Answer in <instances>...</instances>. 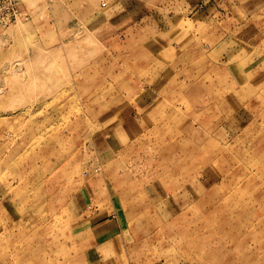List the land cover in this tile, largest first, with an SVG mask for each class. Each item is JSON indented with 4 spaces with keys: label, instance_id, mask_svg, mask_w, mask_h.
<instances>
[{
    "label": "rangeland",
    "instance_id": "374dc122",
    "mask_svg": "<svg viewBox=\"0 0 264 264\" xmlns=\"http://www.w3.org/2000/svg\"><path fill=\"white\" fill-rule=\"evenodd\" d=\"M17 2L0 264H264V0Z\"/></svg>",
    "mask_w": 264,
    "mask_h": 264
},
{
    "label": "built area",
    "instance_id": "2783aa9c",
    "mask_svg": "<svg viewBox=\"0 0 264 264\" xmlns=\"http://www.w3.org/2000/svg\"><path fill=\"white\" fill-rule=\"evenodd\" d=\"M0 10L10 9L11 12H8L3 17L0 18L1 21H12L16 19L19 15L18 13V2L17 0H1L0 1ZM2 14V13H1Z\"/></svg>",
    "mask_w": 264,
    "mask_h": 264
},
{
    "label": "bare ground",
    "instance_id": "6f19581e",
    "mask_svg": "<svg viewBox=\"0 0 264 264\" xmlns=\"http://www.w3.org/2000/svg\"><path fill=\"white\" fill-rule=\"evenodd\" d=\"M214 74V73H213ZM225 75V74H224ZM192 89H193V87H192ZM220 89V88H219ZM205 92V91H204ZM224 101H225V99H224ZM224 103V102H223ZM220 105V104H219ZM225 105V104H224ZM195 120V119H194ZM186 124V123H185ZM191 124V123H190ZM188 130V129H187ZM191 135V134H190ZM181 136V135H180ZM184 136H185V134H184ZM185 137H187V136H185ZM203 137V136H202ZM182 138V137H181ZM191 139V138H190ZM179 140H180V138H179ZM206 140V139H205ZM204 140V141H205ZM177 141H178V139H177ZM203 141V142H204ZM182 142H185L184 140H182ZM202 143V142H201ZM200 143V144H201ZM218 143V142H217ZM185 145H187V144H185ZM205 145V144H204ZM218 145V144H217ZM182 146H184V145H182ZM194 147V146H193ZM193 147H191V148H193ZM206 147V146H205ZM226 147V146H225ZM196 148V147H195ZM244 148V147H243ZM172 150V149H171ZM243 150V149H242ZM249 150V149H248ZM200 152V151H199ZM240 152H242V151H240ZM245 152V151H244ZM248 152V151H247ZM182 153V152H181ZM182 154H184V153H182ZM204 154V153H203ZM239 154V153H238ZM247 154H249V152L247 153ZM185 155V154H184ZM240 155H241V153H240ZM179 156V155H178ZM186 157V156H185ZM202 157H203V155H202ZM179 158V157H178ZM208 158V157H207ZM242 158V157H241ZM240 158V159H241ZM249 158V157H248ZM257 158V157H256ZM250 159V158H249ZM187 160V159H186ZM189 160H191V159H189ZM167 161V160H166ZM179 161V160H178ZM192 161V160H191ZM214 161V160H213ZM184 164H185V162H184ZM186 167H187V165H186ZM204 167H206V166H204ZM240 167V166H239ZM259 170H260V168H259ZM264 170V169H263ZM185 171H187V170H185ZM259 173H260V171H259ZM247 176V175H246ZM222 177V176H221ZM200 178V177H199ZM215 179V178H214ZM178 180V179H177ZM256 180V179H255ZM203 182V181H202ZM239 182H241V181H239ZM249 182V181H248ZM222 183V182H221ZM199 186V185H198ZM206 187V186H205ZM199 188H200V186H199ZM203 191V190H202ZM202 193V192H201ZM258 193V192H257ZM261 193V192H260ZM219 195V194H218ZM201 196V195H200ZM221 198V197H220ZM260 198V197H259ZM220 201V200H219ZM213 203V202H212ZM221 203V202H220ZM215 203H213V205H214ZM222 204V203H221ZM218 206V205H217ZM236 206H238V205H236ZM210 207V206H209ZM235 207V206H234ZM239 207H241V206H239ZM242 207H243V205H242ZM233 210V209H232ZM230 212H231V210H230ZM247 214V213H246ZM213 215H214V213H213ZM223 216V215H222ZM225 216V215H224ZM230 216V215H229ZM234 216H235V214H234ZM248 216V215H247ZM246 216V217H247ZM253 217H254V215H252ZM251 216V217H252ZM204 217V216H203ZM250 217V218H251ZM201 218V217H200ZM260 218V217H259ZM264 218V217H263ZM253 219V218H252ZM204 220V219H203ZM213 220V219H212ZM263 220V219H262ZM214 221V220H213ZM249 221H250V219H249ZM252 221V220H251ZM242 222H243V220H242ZM252 223V222H251ZM264 223V222H263ZM244 224V223H243ZM252 225V224H251ZM263 225V224H262ZM245 228H246V225H245ZM247 229V228H246ZM197 230V229H196ZM196 230H194V231H196ZM241 231V230H240ZM235 232V231H234ZM248 232V231H247ZM227 233V232H226ZM255 233V232H254ZM254 235V234H253ZM248 236V235H247ZM209 237V236H208ZM226 237V236H225ZM259 237V236H258ZM207 238V237H206ZM244 238V237H243ZM263 238H264V235H263ZM221 239V238H220ZM241 240V239H240ZM262 240V239H261ZM232 241V240H231ZM248 242V241H247ZM252 242H254V241H252ZM262 242V241H261ZM260 243V242H259ZM238 244V243H237ZM252 244V243H251ZM248 245V244H247ZM255 245V244H254ZM232 247V246H231ZM238 248V247H237ZM244 249V248H243ZM242 257V256H241ZM244 262V261H243Z\"/></svg>",
    "mask_w": 264,
    "mask_h": 264
}]
</instances>
